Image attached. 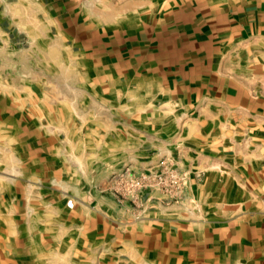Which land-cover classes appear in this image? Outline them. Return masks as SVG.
<instances>
[{"label":"crops","instance_id":"0c3cea01","mask_svg":"<svg viewBox=\"0 0 264 264\" xmlns=\"http://www.w3.org/2000/svg\"><path fill=\"white\" fill-rule=\"evenodd\" d=\"M0 264H264V0H0Z\"/></svg>","mask_w":264,"mask_h":264},{"label":"rangeland","instance_id":"374dc122","mask_svg":"<svg viewBox=\"0 0 264 264\" xmlns=\"http://www.w3.org/2000/svg\"><path fill=\"white\" fill-rule=\"evenodd\" d=\"M161 162H164V160L156 163L155 165L148 166L143 170L141 169L137 173L133 172V171L123 170L119 174V176L117 177L118 182H120L121 186H122V184L124 185L127 179H124L123 176L127 175V174H131V175L143 176V177H141V181L143 182V185H145V186H148L153 182H155L156 184L159 183V185H166V186H161V187L167 188V191L176 190V189H177V191H179L181 187H184L188 184L189 175L187 176L186 173H185V175L183 173H180L177 166L174 163H172L171 161H166V163L170 167H166L165 165L162 166L160 164ZM168 170L172 171V173L171 174L167 173ZM154 171H156V173ZM154 173L157 176L153 175ZM154 176H156V177H154ZM152 188L145 187V188L140 189L137 194L135 193L136 198L135 197L133 198L130 194L126 195L122 192H119L117 197L120 200H122L121 196H127L131 200L136 201V204H138V202L142 204L143 197L147 196L148 190H150ZM120 193H122V194H120ZM178 195H180V193L176 192V193L172 194V196H178ZM140 210H142V208Z\"/></svg>","mask_w":264,"mask_h":264},{"label":"built area","instance_id":"2783aa9c","mask_svg":"<svg viewBox=\"0 0 264 264\" xmlns=\"http://www.w3.org/2000/svg\"><path fill=\"white\" fill-rule=\"evenodd\" d=\"M162 166H166V167H170L165 161L160 163ZM156 173V171H154ZM153 175H156V174ZM167 173L171 174L172 171L168 170ZM185 175V174H184ZM157 176V175H156ZM154 176V177H156ZM124 179H127L125 184H122V193L124 194H130L133 198H136V194L138 193V191L142 188L148 187V188H152L154 186H157L159 188H162L161 186H166V185H159V183H151L148 186L143 185V182L141 181V177L143 176H139V175H131V174H127L123 176ZM136 193V194H135Z\"/></svg>","mask_w":264,"mask_h":264}]
</instances>
